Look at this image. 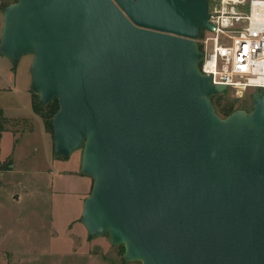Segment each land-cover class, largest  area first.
<instances>
[{
  "label": "water",
  "instance_id": "water-1",
  "mask_svg": "<svg viewBox=\"0 0 264 264\" xmlns=\"http://www.w3.org/2000/svg\"><path fill=\"white\" fill-rule=\"evenodd\" d=\"M208 0H13L0 55L55 100L51 152L80 150L79 222L140 264H264V91L221 117L199 69Z\"/></svg>",
  "mask_w": 264,
  "mask_h": 264
},
{
  "label": "rangeland",
  "instance_id": "rangeland-1",
  "mask_svg": "<svg viewBox=\"0 0 264 264\" xmlns=\"http://www.w3.org/2000/svg\"><path fill=\"white\" fill-rule=\"evenodd\" d=\"M12 1L0 0V10ZM204 33L207 32L204 30L198 38L199 46ZM1 58L0 84L5 85L10 82L6 80L8 75L4 78L7 65ZM30 60V55H22L17 62H11L15 89L0 93V106L10 116H22L30 110L25 95L30 84ZM254 90L247 89L237 96L233 89L226 88L211 96V101L221 117H225L224 107L249 111ZM40 120L36 115L6 119L0 116V264H140L125 261L123 246L112 244L107 233L96 237L86 234L79 214L91 181L79 171L80 150L69 162H54L50 132L43 130ZM75 159L77 180H86L82 193L75 183L63 191L55 181L57 171L69 170ZM10 193L21 196L9 201Z\"/></svg>",
  "mask_w": 264,
  "mask_h": 264
},
{
  "label": "built area",
  "instance_id": "built-area-1",
  "mask_svg": "<svg viewBox=\"0 0 264 264\" xmlns=\"http://www.w3.org/2000/svg\"><path fill=\"white\" fill-rule=\"evenodd\" d=\"M208 13L212 29L199 39L200 71L237 96L264 91V0H210Z\"/></svg>",
  "mask_w": 264,
  "mask_h": 264
},
{
  "label": "crops",
  "instance_id": "crops-1",
  "mask_svg": "<svg viewBox=\"0 0 264 264\" xmlns=\"http://www.w3.org/2000/svg\"><path fill=\"white\" fill-rule=\"evenodd\" d=\"M0 12H1V10H0ZM0 57H2L1 59H2L3 63H5V65H7L5 67V70H4L5 71L4 78H5L6 75H8V78L10 79L9 80L8 78H6L8 83L10 82L9 84H5V85L4 84L3 85L0 84V93H12V91L15 89V83L13 81V79L15 78V76L13 74L15 72V70H14V67L12 66L11 62H9V60L7 58H5L2 55H0ZM25 91H26L25 95H26V99H27V102H28V106L30 108L29 112H27L25 115H22V116L21 115L10 116V114L5 113L4 107L0 106V116L2 118L6 119V118L26 117V116L29 117V116H32V115H36V114H34L32 112L31 107H30V95H31V92H30L28 87L25 88ZM36 116H38V115H36ZM41 124H42V128L44 130L43 123H41ZM1 131H2V129H1ZM1 131H0V134L3 133V131L2 132ZM44 134H45V132H44ZM74 152H72L71 154L68 155L69 158H67V157H55L54 156L55 158H53L52 160L54 162H59V163L69 162V161H71L70 158L71 157L73 158V155H74L73 153ZM79 161H80V158H79ZM77 164H78V160L76 161V159H75V161L73 160V164L71 165V168H69V170L68 169H60V170L57 171V174L55 176V181L59 184L58 186L61 188V190L63 189V191H65V190H67L68 184H70V183L74 184L75 183L80 188L79 190H81V193L85 191V185H86L85 178L87 176L84 175L85 178H81L80 180H77L78 176L75 174ZM62 171H64V173H62ZM87 178H89V177H87ZM89 180H90V178H89ZM20 196H21L20 193H18V194L10 193L8 199H9V201H15V200H18L20 198ZM80 209H81V205H80Z\"/></svg>",
  "mask_w": 264,
  "mask_h": 264
},
{
  "label": "trees",
  "instance_id": "trees-1",
  "mask_svg": "<svg viewBox=\"0 0 264 264\" xmlns=\"http://www.w3.org/2000/svg\"><path fill=\"white\" fill-rule=\"evenodd\" d=\"M30 107L34 114L38 115L43 123V127L46 131L51 133L50 118L57 108V103L55 100L49 102L48 104L41 106L37 103V97L34 93L30 95ZM216 110V109H215ZM218 112V111H216ZM222 114L228 116L232 110L229 107H224L222 109ZM1 130V128H0Z\"/></svg>",
  "mask_w": 264,
  "mask_h": 264
}]
</instances>
